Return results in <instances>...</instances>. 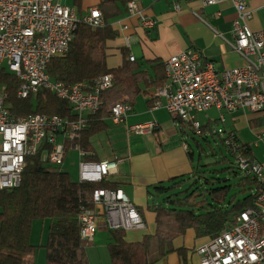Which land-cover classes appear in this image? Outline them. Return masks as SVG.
Segmentation results:
<instances>
[{"label": "built area", "instance_id": "2783aa9c", "mask_svg": "<svg viewBox=\"0 0 264 264\" xmlns=\"http://www.w3.org/2000/svg\"><path fill=\"white\" fill-rule=\"evenodd\" d=\"M61 1L0 0V67L19 79L20 97L49 89L68 100L73 114L16 116L7 106V93L0 86V189L19 186L27 157L39 152L42 161L58 166L70 150H76L80 156L78 181H101L117 172L123 160L114 155L92 159L94 150L80 143L89 115L101 108L102 92L114 85V74H102L93 83L66 84L55 81L48 71L52 58L69 50L81 22L93 28L106 23L97 5L81 14L75 6ZM144 1L127 0L126 17L114 19L112 25L125 30V19L136 17L141 29H155L157 20L146 13ZM183 1L194 0H173L176 11L182 9ZM197 1L205 6L225 1L233 4L237 17L233 21V40L227 42L245 63L220 68L192 48L173 54L164 60L166 82L153 90L152 108H165L176 119L192 125L199 135H218L242 175L257 182L254 205L239 212L229 228L197 247L200 264H264V152L261 159L257 158L252 146L244 144L236 130L226 125L225 115L240 109L264 113V29L251 28L249 0ZM127 43L130 46V37ZM129 58L136 60L133 54ZM211 108L220 111V116L204 129L197 113ZM132 111V104L119 102L113 106L111 119L116 124L126 123ZM157 127L155 121L139 122L129 124L127 131L147 135L155 133ZM93 199L95 206L79 214L85 245L95 240L99 216L108 229L145 227L139 208L122 187L96 188Z\"/></svg>", "mask_w": 264, "mask_h": 264}, {"label": "trees", "instance_id": "16d2710c", "mask_svg": "<svg viewBox=\"0 0 264 264\" xmlns=\"http://www.w3.org/2000/svg\"><path fill=\"white\" fill-rule=\"evenodd\" d=\"M126 1L99 0L97 6L105 17V25L93 28L81 22L69 50L53 57L48 66L52 78L66 84L93 83L102 74H114V85L102 92L101 108L89 115L88 126L80 139L85 148H92V138L108 128L107 120L111 118L115 104L125 102L134 105L138 95L144 91L143 85L160 86L166 82L163 60L151 61L156 72L155 79H152L153 76L139 60L129 58L125 47L122 48L121 65L109 67V42L119 37V30L112 25V21L126 13ZM74 6L81 14L91 7H87L84 0H74ZM0 86L7 93V106L16 116L35 113L73 116L68 100L58 97L49 89L39 90L26 98L20 97L19 79L4 67H0ZM260 121V118L251 119L250 124L256 126ZM179 122L182 129L188 124L180 119ZM208 126L205 124L204 129ZM211 135L217 137L225 147L218 135ZM208 136L205 135L211 147ZM230 161L229 156H223L222 162ZM233 168L224 166L221 170L236 178L238 173ZM200 178L202 183V175L196 181ZM216 182L215 177L205 179L210 198L201 192L204 199L193 201L192 198L197 196L193 182L179 192L185 193L184 197L172 199L169 196L164 203L151 205L156 214V229L140 240H129L126 230L108 229L112 264H154L173 251L179 253L182 264H188L189 249L175 248V238L185 235L188 229H194L197 237H215L233 224L239 212L254 205L256 194L253 190L257 188V182L253 179L242 175L235 182L223 177L218 178L219 185L212 186ZM197 184L200 187L199 181ZM99 187L117 188L120 185L106 178L101 181H75L68 171L42 161L40 152L28 156L20 185L0 189V264H36L37 245L31 240V231L33 221L42 218H51L45 244L46 264H91L87 245L81 238L79 214L83 209L95 206L93 192ZM156 188L166 191L163 184ZM153 238L157 243L155 250L152 249ZM153 253H156L155 262L151 260Z\"/></svg>", "mask_w": 264, "mask_h": 264}, {"label": "crops", "instance_id": "0c3cea01", "mask_svg": "<svg viewBox=\"0 0 264 264\" xmlns=\"http://www.w3.org/2000/svg\"><path fill=\"white\" fill-rule=\"evenodd\" d=\"M98 1L84 0V4L87 7L94 6ZM249 4L253 11V18L249 24L252 29L258 30L262 28L258 18L261 9L264 8V0H249ZM143 6L146 13L157 20L156 28L151 31L141 29L136 17L125 19L128 24L125 30H120V26L114 24L113 26L119 30V37L109 42V67L121 65L123 47L127 48L129 56L133 54L142 63L143 68L153 76L152 79H155L156 72L151 61L160 59L164 62L169 56L188 48L200 51L208 59L215 61L220 68L245 63V59L227 42L233 40V21L237 17V11L230 1L209 6L202 5L197 0L183 1L180 11L174 9L173 0H145ZM120 17H126V13ZM127 37L131 38L130 46ZM134 44L139 47L140 56L136 53ZM160 73L162 74V71ZM157 86L159 85H143L144 91L136 98L133 111L127 117L126 123L116 124L111 118L107 120L112 121L114 125H120L121 128L116 130L123 140L124 135H127L125 145L114 147L111 138H108L110 143L102 147H97L95 137L91 141V149L95 152L92 159H102L111 155L123 158L118 171L106 179L119 183L139 208L145 221L144 228L126 231L129 240H140L144 235L155 232L156 214L150 208L151 199L155 197L152 188L183 174H191L194 168V151L191 150L186 139L187 132L182 129L179 120L165 108H152V92ZM247 111L249 110L240 109L228 112L233 121L227 125L235 129L237 134L240 126L245 125L247 121L250 124L251 119L259 118L248 116ZM148 121L158 123L155 133L137 135L127 131L129 124ZM211 123L213 121L210 119L203 122ZM97 221L99 225L97 232L108 233L104 218L99 216ZM209 239L208 236L197 237L194 229H188L185 235L175 238L173 244L177 249L181 247L189 249L188 264H200L196 249ZM155 264H182V259L177 251H173Z\"/></svg>", "mask_w": 264, "mask_h": 264}, {"label": "rangeland", "instance_id": "374dc122", "mask_svg": "<svg viewBox=\"0 0 264 264\" xmlns=\"http://www.w3.org/2000/svg\"><path fill=\"white\" fill-rule=\"evenodd\" d=\"M67 4H71L74 6V0H66ZM258 21L262 23L260 29H264V8L261 9L260 16ZM134 49L138 56L141 55L139 51V47L134 44ZM144 95V94H142ZM247 115L251 117H257L261 119L259 124L256 126H251L248 121L245 125H242L238 129V135L242 142L248 143L252 146L253 152L255 156L259 159L262 158V154L264 152V113L258 112H250L247 111ZM227 117V124L232 123L231 116L228 112H225ZM220 116V111L216 108H211L206 112L197 113V118L203 123L208 119L212 120L213 123H216V119ZM258 118V117H257ZM239 121V120H238ZM243 123V122H242ZM109 127L95 135V141L97 147H102L111 142L114 147H118L119 145H125L127 135H124V140L122 136L120 137L117 134V128H121L120 125H114L112 121L108 122ZM119 126V127H118ZM228 126V125H227ZM185 131L187 132L186 139L191 146V150L194 151V168L191 174H183L179 177H175L173 179L167 180L165 182L159 183L163 184L166 188V191L162 192L159 189L152 188V194H154V199H151V205L155 203H164V199L169 196L174 199L175 197H184L185 193H179L183 191L187 187H189L193 182L194 190H196L197 196L193 197V201L204 199V195H200L201 192L205 194V196H210L207 194L206 189L208 188V184L205 183V179L215 177L217 178V182L212 186L219 185L218 178L229 177L233 181L237 182L239 177L242 176V173L236 169L234 165V158L230 155L227 149L219 142L217 137L212 135L208 136L209 141L211 142V147L208 145V141L206 140L205 135L197 134L193 127L190 124L184 126ZM126 132V131H125ZM130 133V132H129ZM133 134V133H132ZM125 141V143H124ZM199 142V144H198ZM214 148V150L212 149ZM119 152V151H118ZM224 155L229 156L231 159L230 162L224 163L222 162V158ZM79 161L80 156L76 150H70L63 163L59 164L58 167L61 170L68 171L73 180H79ZM224 166H232L234 167V171H237L238 175L234 178L230 173H225L221 169ZM213 169H215L213 171ZM199 175H202V183L201 178L198 179L200 187L197 186L196 178H199ZM179 193L175 196L172 194ZM211 200V199H210ZM51 223V218H42L35 219L32 225L31 231V240L37 245V250L35 254V263L36 264H46L47 263V252L45 249V244L48 238L49 226ZM87 252L89 255L91 264H112L109 248H108V233L107 232H97V239L94 240L91 244L87 246ZM157 247V243L155 239H152V249L155 250ZM151 260L155 262L156 253H153L151 256ZM157 262V261H156ZM155 262V263H156ZM154 263V264H155Z\"/></svg>", "mask_w": 264, "mask_h": 264}, {"label": "water", "instance_id": "95a60500", "mask_svg": "<svg viewBox=\"0 0 264 264\" xmlns=\"http://www.w3.org/2000/svg\"><path fill=\"white\" fill-rule=\"evenodd\" d=\"M61 2H62V3H65V0H62Z\"/></svg>", "mask_w": 264, "mask_h": 264}]
</instances>
